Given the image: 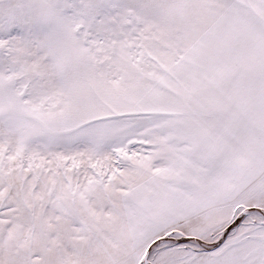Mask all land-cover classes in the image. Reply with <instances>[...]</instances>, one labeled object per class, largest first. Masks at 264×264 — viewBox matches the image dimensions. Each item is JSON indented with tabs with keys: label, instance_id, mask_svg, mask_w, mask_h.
<instances>
[{
	"label": "snow or ice",
	"instance_id": "snow-or-ice-1",
	"mask_svg": "<svg viewBox=\"0 0 264 264\" xmlns=\"http://www.w3.org/2000/svg\"><path fill=\"white\" fill-rule=\"evenodd\" d=\"M0 264H264V0H0Z\"/></svg>",
	"mask_w": 264,
	"mask_h": 264
}]
</instances>
